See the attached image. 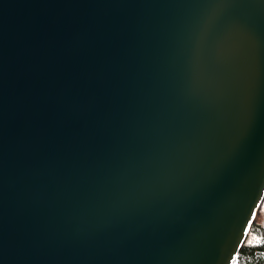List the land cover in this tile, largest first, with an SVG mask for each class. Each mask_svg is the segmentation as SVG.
<instances>
[{"label": "water", "instance_id": "1", "mask_svg": "<svg viewBox=\"0 0 264 264\" xmlns=\"http://www.w3.org/2000/svg\"><path fill=\"white\" fill-rule=\"evenodd\" d=\"M264 196V0H0V264H232Z\"/></svg>", "mask_w": 264, "mask_h": 264}, {"label": "trees", "instance_id": "2", "mask_svg": "<svg viewBox=\"0 0 264 264\" xmlns=\"http://www.w3.org/2000/svg\"><path fill=\"white\" fill-rule=\"evenodd\" d=\"M232 264H264V196Z\"/></svg>", "mask_w": 264, "mask_h": 264}]
</instances>
